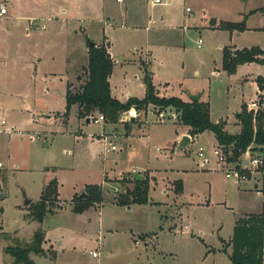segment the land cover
Returning a JSON list of instances; mask_svg holds the SVG:
<instances>
[{
    "label": "rangeland",
    "instance_id": "obj_1",
    "mask_svg": "<svg viewBox=\"0 0 264 264\" xmlns=\"http://www.w3.org/2000/svg\"><path fill=\"white\" fill-rule=\"evenodd\" d=\"M5 3L8 13L0 18V264H11L5 247L30 243L37 230L44 235V253L30 254L35 264H230L223 251L207 253L205 245L219 248L225 239L222 247L231 251L235 216L264 213V165L251 167L254 154H228L231 168L246 175L236 182L226 178L211 153L217 145L212 132L178 148L186 127L174 107H131L117 122L104 117L98 123L93 121L101 113L93 111L86 122L77 117L76 105L63 116L65 92L67 85L76 89L84 81L88 40L110 51L111 94L121 102L144 97L147 71L159 97L191 101L189 92L194 93L208 102L211 121L223 118L234 133L237 115L264 100L255 82L264 76V54L261 63L240 64L227 73L223 50H264V17L258 10L264 0ZM222 23L234 24L233 29H220ZM159 113L165 119L158 120ZM111 144L115 149L106 152ZM200 146L206 150L205 165L196 155ZM135 174L148 183L153 174L149 196L159 203L130 209L115 204L133 188ZM52 179L57 198L38 222L23 202L36 203ZM176 180L182 183L177 198ZM89 184L100 186L102 206L72 211L74 197L87 193ZM174 199L185 206L181 219L173 221V209L178 216L179 208L170 206Z\"/></svg>",
    "mask_w": 264,
    "mask_h": 264
},
{
    "label": "trees",
    "instance_id": "obj_2",
    "mask_svg": "<svg viewBox=\"0 0 264 264\" xmlns=\"http://www.w3.org/2000/svg\"><path fill=\"white\" fill-rule=\"evenodd\" d=\"M258 10L264 17V6ZM233 25L232 23H222L220 29L232 30ZM238 27L240 26L238 25ZM242 29L244 28L239 30ZM87 42L88 62L83 70V75L80 76L84 78V81L76 89L67 85L63 116L68 117L71 107L76 105L78 118L90 119L91 112L99 111L107 122H117L119 114L131 107L141 109L149 104L171 106L179 114L180 122L188 128L187 133L191 137L204 131H210L214 134L217 144L230 150L235 156L246 152L248 148L253 146L264 148V100H261L262 105L256 111H243L237 115L240 126L237 133L229 132L225 127L226 122L222 120L211 121L209 105L206 101H200L198 98L183 101L176 96L159 97L154 90L151 75L147 71L143 79L145 84L144 97L141 99L129 97L126 102H121L111 94L109 78L112 74L113 64L107 55L105 46L98 47L93 42L88 40ZM90 43L93 45L89 46ZM263 54L264 50L259 47L234 51L223 50L222 67L227 73H233L240 64L261 63ZM255 82L258 89L263 91L264 76H257ZM262 164L264 165V156L262 157ZM1 178L0 169V181ZM262 181L264 182V179ZM177 184L175 185L176 193L181 190V182L178 181ZM86 191L87 196L85 198H80L79 195L74 197L76 201L71 202L72 211L82 212L93 207L94 204H102L104 198L100 186L89 184ZM148 191L149 183L146 178L135 179L133 188L120 194L115 204L125 206L148 203ZM57 194V181L52 179L42 189L39 200L34 204H29L31 218L41 222L51 211L48 206L56 200ZM43 242V232L37 230L34 232L30 243H26L24 246H7L5 252L11 256V264H35L30 254L44 253ZM229 245L231 247L228 254L230 264H263L264 213H249L238 217Z\"/></svg>",
    "mask_w": 264,
    "mask_h": 264
},
{
    "label": "built area",
    "instance_id": "obj_3",
    "mask_svg": "<svg viewBox=\"0 0 264 264\" xmlns=\"http://www.w3.org/2000/svg\"><path fill=\"white\" fill-rule=\"evenodd\" d=\"M6 0H0V18L4 17L8 13V8L7 4L5 3ZM117 2H122L123 0H116ZM171 0H152V4H168ZM186 11H189V8L186 9ZM31 25V23H30ZM199 44L201 40L199 39ZM107 53L111 56L110 51H107ZM112 58V57H111ZM116 62V60H113ZM248 107L250 110L256 111L258 109V105L255 102H251L248 104ZM171 119H175V115H170L168 116ZM165 119V116L163 113H159L158 115V120H163ZM90 120V119H89ZM103 120V115H99L98 117L94 118V123H98L99 121ZM192 137L190 136V140ZM115 146L111 144L109 148L106 149V151H111L114 150ZM248 152V149L246 150ZM211 153L215 156L216 160L220 163L223 164L224 166V171H225V176L226 178H232L236 182L240 181L241 179H246V175L241 173L238 169L236 168H231V164H228V154L230 155V150H227L221 145H216L213 147ZM249 153V152H248ZM254 154V156L251 158V167H257L262 164V157L258 155V153H251ZM197 157L199 158V161L201 165H205L208 162V158L206 156V150L204 147L200 146L196 152ZM2 167V163L0 162V168ZM91 255L93 257H97L98 253L96 251L91 252Z\"/></svg>",
    "mask_w": 264,
    "mask_h": 264
},
{
    "label": "crops",
    "instance_id": "obj_4",
    "mask_svg": "<svg viewBox=\"0 0 264 264\" xmlns=\"http://www.w3.org/2000/svg\"><path fill=\"white\" fill-rule=\"evenodd\" d=\"M261 7H263V6H261ZM262 15V14H261ZM263 17V16H262ZM107 45H109V42H107L106 43ZM108 48V50H109V47H107ZM216 74H217V72H216ZM259 93H258V95L259 94H261V95H263L264 96V90L263 91H258ZM190 94H194V93H190L189 92V95ZM196 95V94H195ZM197 96V95H196ZM183 100V99H182ZM184 100H186V98L184 99ZM25 102H26V100H24ZM206 101V100H205ZM207 102V101H206ZM27 103V102H26ZM27 107H28V103H27ZM220 120H222V121H224L225 122V120L223 119V118H220ZM219 121V120H218ZM87 122V121H86ZM186 127V126H185ZM225 127H227V128H230V126L228 125V123L226 122V125H225ZM226 128V129H227ZM239 128H240V126L239 125H236L235 126V132L234 133H237L238 132V130H239ZM228 130V129H227ZM188 128L186 127V129H185V131L181 134L182 136L183 135H189L188 133ZM190 136V135H189ZM196 138H198L199 136L198 135H196L195 136ZM176 142V141H175ZM107 149V148H106ZM106 149H105V151H106ZM107 152V151H106ZM149 173V172H148ZM149 176H151V179L149 180V190H150V187H151V185H152V182H154V179H155V177L153 176V174H150ZM153 177V178H152ZM142 178H143V176H142ZM150 178V177H149ZM179 180H176L175 182H174V195H175V197L177 198V196H179V194L181 193V190H180V192H177L176 193V190H175V185H178L177 184V182H178ZM181 182V181H180ZM254 185V184H253ZM254 187H255V189L257 190V191H260L258 188H256V186L254 185ZM181 189H182V183H181ZM82 192V191H81ZM80 192V193H81ZM260 192H262V191H260ZM148 199H149V202L150 203H159V202H157V201H155V200H153L150 196H149V191H148ZM32 202V201H31ZM132 205L133 204H130V205H125V206H123V207H126L127 209H130L131 207H132ZM100 206H102V204H100L98 207H100ZM170 206L171 207H179L178 208V216L176 215V214H174V209H173V215L172 216H170L171 218H172V220L173 219H181V215H182V209H183V207L185 206L184 205V203H180V202H177L175 199H174V201H173V203H171L170 204ZM253 213H257V212H253ZM241 214H244V213H241ZM247 214H249V213H247ZM175 215V216H174ZM177 216V217H176ZM238 217H236L235 216V223H236V219H237ZM174 221V220H173ZM235 226V225H234ZM145 235V237H147L149 234L148 233H141V235ZM229 238H231V237H229ZM228 238V239H229ZM227 239V240H228ZM223 240H225V239H223ZM223 240L221 241V244L219 245L220 247L219 248H215V247H212V246H209V245H205L206 247L208 246V247H210V248H207V250H206V252L208 253V252H210V253H214V252H224L225 253V255L228 257V254H229V252H230V250H227V247L225 248V247H222V245H223ZM134 242H135V244H137L138 243V241L137 240H134ZM225 249V250H224ZM175 257H177V254H175ZM228 259H229V257H228ZM56 260V259H55ZM230 261V260H229ZM127 264H129V263H127Z\"/></svg>",
    "mask_w": 264,
    "mask_h": 264
},
{
    "label": "water",
    "instance_id": "obj_5",
    "mask_svg": "<svg viewBox=\"0 0 264 264\" xmlns=\"http://www.w3.org/2000/svg\"><path fill=\"white\" fill-rule=\"evenodd\" d=\"M215 22V19L213 18L211 20V24H213ZM93 45L92 43L89 44V46ZM191 98L192 99H195L197 98V96L195 94H190ZM87 122L89 121V118H87L86 120ZM190 142V136L189 135H184L182 137V139L180 140L179 142V146L178 148H182L184 146H186L187 143ZM248 152L249 153H258L259 156L263 157L264 156V148L263 147H258V146H253V147H250L248 148ZM134 178L135 179H138V180H141L142 179V176L141 175H138V174H135L134 175ZM87 195L84 191H82L80 194H79V197L80 198H85ZM31 203V200L30 199H25L24 202H23V205L24 206H28L29 204Z\"/></svg>",
    "mask_w": 264,
    "mask_h": 264
}]
</instances>
